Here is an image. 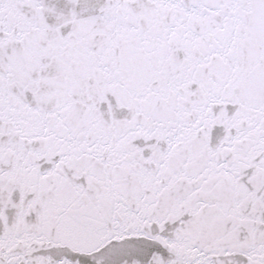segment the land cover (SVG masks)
Returning a JSON list of instances; mask_svg holds the SVG:
<instances>
[{
	"label": "snow or ice",
	"instance_id": "obj_1",
	"mask_svg": "<svg viewBox=\"0 0 264 264\" xmlns=\"http://www.w3.org/2000/svg\"><path fill=\"white\" fill-rule=\"evenodd\" d=\"M0 264H264V0H0Z\"/></svg>",
	"mask_w": 264,
	"mask_h": 264
}]
</instances>
